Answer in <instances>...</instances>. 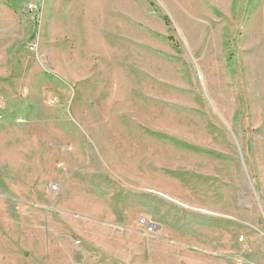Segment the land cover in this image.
<instances>
[{"label":"rangeland","instance_id":"1","mask_svg":"<svg viewBox=\"0 0 264 264\" xmlns=\"http://www.w3.org/2000/svg\"><path fill=\"white\" fill-rule=\"evenodd\" d=\"M52 254L264 264V0H0V264Z\"/></svg>","mask_w":264,"mask_h":264},{"label":"built area","instance_id":"2","mask_svg":"<svg viewBox=\"0 0 264 264\" xmlns=\"http://www.w3.org/2000/svg\"><path fill=\"white\" fill-rule=\"evenodd\" d=\"M54 189V188H53ZM141 224H142V226H144L145 228H146V230L148 231V232H153V230H154V228H155V225L154 224H152V223H150V222H148L146 219H142L141 220Z\"/></svg>","mask_w":264,"mask_h":264},{"label":"crops","instance_id":"3","mask_svg":"<svg viewBox=\"0 0 264 264\" xmlns=\"http://www.w3.org/2000/svg\"><path fill=\"white\" fill-rule=\"evenodd\" d=\"M27 254V253H26ZM36 257L40 258L39 255H36ZM50 264H58V258H57V254L54 257V254L51 255L50 257Z\"/></svg>","mask_w":264,"mask_h":264},{"label":"trees","instance_id":"4","mask_svg":"<svg viewBox=\"0 0 264 264\" xmlns=\"http://www.w3.org/2000/svg\"><path fill=\"white\" fill-rule=\"evenodd\" d=\"M165 21H167V18H165Z\"/></svg>","mask_w":264,"mask_h":264},{"label":"bare ground","instance_id":"5","mask_svg":"<svg viewBox=\"0 0 264 264\" xmlns=\"http://www.w3.org/2000/svg\"><path fill=\"white\" fill-rule=\"evenodd\" d=\"M105 1V0H104ZM97 2V1H96ZM100 6V5H99ZM93 9V8H92Z\"/></svg>","mask_w":264,"mask_h":264}]
</instances>
